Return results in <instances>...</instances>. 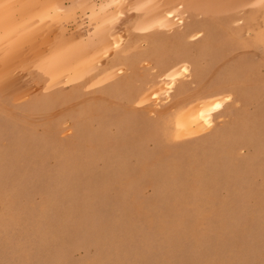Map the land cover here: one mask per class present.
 I'll return each instance as SVG.
<instances>
[{
  "label": "rangeland",
  "instance_id": "1",
  "mask_svg": "<svg viewBox=\"0 0 264 264\" xmlns=\"http://www.w3.org/2000/svg\"><path fill=\"white\" fill-rule=\"evenodd\" d=\"M0 264H264V0H0Z\"/></svg>",
  "mask_w": 264,
  "mask_h": 264
},
{
  "label": "bare ground",
  "instance_id": "2",
  "mask_svg": "<svg viewBox=\"0 0 264 264\" xmlns=\"http://www.w3.org/2000/svg\"><path fill=\"white\" fill-rule=\"evenodd\" d=\"M220 108H221L220 105L215 104L214 106H212L207 103L199 111L192 113L190 116H187V118L189 117V121L192 125V129L195 128L193 133L198 134L199 132H202V124L207 121L209 122L212 119L211 117L212 114L219 112Z\"/></svg>",
  "mask_w": 264,
  "mask_h": 264
}]
</instances>
